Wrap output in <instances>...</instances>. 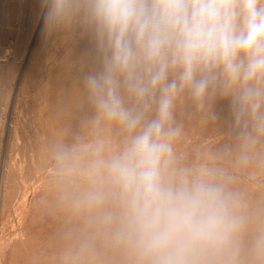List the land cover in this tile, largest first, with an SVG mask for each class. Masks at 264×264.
Returning <instances> with one entry per match:
<instances>
[{
  "label": "clouds",
  "instance_id": "clouds-1",
  "mask_svg": "<svg viewBox=\"0 0 264 264\" xmlns=\"http://www.w3.org/2000/svg\"><path fill=\"white\" fill-rule=\"evenodd\" d=\"M41 7L86 67L36 148L26 264H264V0Z\"/></svg>",
  "mask_w": 264,
  "mask_h": 264
},
{
  "label": "rangeland",
  "instance_id": "rangeland-1",
  "mask_svg": "<svg viewBox=\"0 0 264 264\" xmlns=\"http://www.w3.org/2000/svg\"><path fill=\"white\" fill-rule=\"evenodd\" d=\"M86 47L47 35L41 0H0V264H26L40 242L30 214L36 148L74 114Z\"/></svg>",
  "mask_w": 264,
  "mask_h": 264
},
{
  "label": "bare ground",
  "instance_id": "bare-ground-1",
  "mask_svg": "<svg viewBox=\"0 0 264 264\" xmlns=\"http://www.w3.org/2000/svg\"><path fill=\"white\" fill-rule=\"evenodd\" d=\"M1 96V95H0ZM5 107V106H4Z\"/></svg>",
  "mask_w": 264,
  "mask_h": 264
}]
</instances>
